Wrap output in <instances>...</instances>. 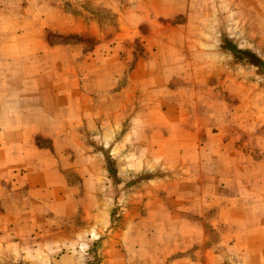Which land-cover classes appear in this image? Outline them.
Here are the masks:
<instances>
[{
  "label": "rangeland",
  "instance_id": "rangeland-1",
  "mask_svg": "<svg viewBox=\"0 0 264 264\" xmlns=\"http://www.w3.org/2000/svg\"><path fill=\"white\" fill-rule=\"evenodd\" d=\"M0 9V264H264V0Z\"/></svg>",
  "mask_w": 264,
  "mask_h": 264
},
{
  "label": "crops",
  "instance_id": "crops-1",
  "mask_svg": "<svg viewBox=\"0 0 264 264\" xmlns=\"http://www.w3.org/2000/svg\"><path fill=\"white\" fill-rule=\"evenodd\" d=\"M0 11H1V9H0ZM0 14H1V12H0ZM10 38H11L10 39L11 42L9 44L12 45V43H13L14 49H12L10 51V56H8L9 59L14 60L13 63L15 65V67H16L17 66V64H16L17 63V59L20 58L21 55H23L24 58H26L25 67H24L23 72L26 73V74H31V69L30 68H31V66L33 64V59H31V58H32V55H33V50H36V46L31 47V45H34V43L32 41V38L30 36H24V39L20 38V40H18L17 36H12ZM18 42H21L22 44H26V45H29V44H31V45L26 47V48H24V47H22V44H21V47H19L20 44H18ZM41 45L43 46V48L46 47V45L43 42V39H41ZM45 52H46V54H48L49 50H47ZM62 56L64 57L65 55H62ZM0 58H1V52H0ZM42 58H43V56L41 55V59ZM41 74H46V73H41ZM9 119H12V118H9Z\"/></svg>",
  "mask_w": 264,
  "mask_h": 264
}]
</instances>
